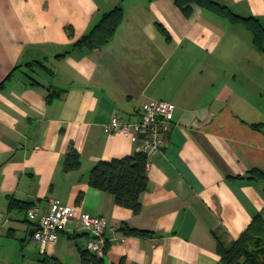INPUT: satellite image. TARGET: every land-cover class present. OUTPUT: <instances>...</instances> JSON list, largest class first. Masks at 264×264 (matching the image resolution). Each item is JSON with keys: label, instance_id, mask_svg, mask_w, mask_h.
<instances>
[{"label": "crops", "instance_id": "0c3cea01", "mask_svg": "<svg viewBox=\"0 0 264 264\" xmlns=\"http://www.w3.org/2000/svg\"><path fill=\"white\" fill-rule=\"evenodd\" d=\"M212 1L264 26V0ZM115 6L110 41L74 47ZM151 100L175 111L134 213L88 176L137 151L107 124L135 121ZM70 147L80 167L66 172ZM251 169L264 173V45L244 26L196 4L186 16L175 0H0V264H86L76 219L44 250L30 239L29 210L53 201L107 219V248L87 252L89 264H220L215 235L228 245L264 221V180L247 179Z\"/></svg>", "mask_w": 264, "mask_h": 264}, {"label": "trees", "instance_id": "16d2710c", "mask_svg": "<svg viewBox=\"0 0 264 264\" xmlns=\"http://www.w3.org/2000/svg\"><path fill=\"white\" fill-rule=\"evenodd\" d=\"M184 15L191 13V4L205 8L229 23L241 24L251 32L254 45L262 49L264 45V26L254 17H242L234 14L227 6L212 0H175ZM123 17V10L115 6L105 13L90 31L74 43V47H85L97 51L106 45ZM163 32L164 29L160 28ZM68 35H73V29H67ZM148 157L139 151L120 158L99 160L90 170L88 184L98 190L113 196L115 204L131 209L137 213L140 208V195L148 188L146 171ZM80 167L78 151L70 147L63 163L64 171L78 170ZM247 179L264 180V173L257 169L248 171ZM80 200V196L77 198ZM26 208L25 204L12 200L10 208ZM125 234L145 236L148 231L136 229L122 223L119 228ZM216 250L220 256V264H264V221L260 215L255 216L239 236L228 245L216 235ZM88 251L82 252L86 264L95 263L88 257Z\"/></svg>", "mask_w": 264, "mask_h": 264}, {"label": "built area", "instance_id": "2783aa9c", "mask_svg": "<svg viewBox=\"0 0 264 264\" xmlns=\"http://www.w3.org/2000/svg\"><path fill=\"white\" fill-rule=\"evenodd\" d=\"M174 111L175 104L172 102L151 100L135 121L126 122L115 115L109 120L107 128L111 132L117 131L127 135L131 142L137 144V151L148 157L161 152L167 146L164 125L173 119ZM28 216L33 230L30 239L39 244L41 250L52 246L59 233L74 219L80 222L81 228L88 234V252L102 256L107 248V219L91 215L77 204L63 205L53 201L49 208L42 212L37 206L32 207Z\"/></svg>", "mask_w": 264, "mask_h": 264}, {"label": "water", "instance_id": "95a60500", "mask_svg": "<svg viewBox=\"0 0 264 264\" xmlns=\"http://www.w3.org/2000/svg\"><path fill=\"white\" fill-rule=\"evenodd\" d=\"M32 232H33V230H30L29 234L31 235V234H32Z\"/></svg>", "mask_w": 264, "mask_h": 264}]
</instances>
